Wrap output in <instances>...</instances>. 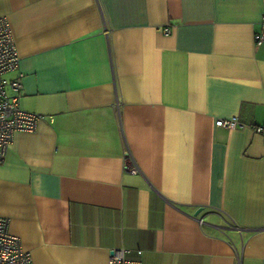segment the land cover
Masks as SVG:
<instances>
[{
	"label": "crops",
	"instance_id": "crops-1",
	"mask_svg": "<svg viewBox=\"0 0 264 264\" xmlns=\"http://www.w3.org/2000/svg\"><path fill=\"white\" fill-rule=\"evenodd\" d=\"M262 16L264 0H0L19 58L6 78L41 115L0 163V217L32 264L120 247L264 264Z\"/></svg>",
	"mask_w": 264,
	"mask_h": 264
},
{
	"label": "built area",
	"instance_id": "built-area-1",
	"mask_svg": "<svg viewBox=\"0 0 264 264\" xmlns=\"http://www.w3.org/2000/svg\"><path fill=\"white\" fill-rule=\"evenodd\" d=\"M164 32H168L165 28ZM255 44L264 43V16L261 29L254 36ZM19 66V58L11 35L8 21L0 17V163L4 160L9 145L16 132H32L41 118L40 114L29 112L21 107L20 90L22 89L21 74L8 80L6 75ZM216 126L234 129L241 125L236 117L217 119ZM255 133L264 138V125H254ZM122 168L129 174H141L133 157L127 151L122 161ZM201 221V220H200ZM202 222V221H201ZM129 249L112 248L108 264H141L138 259H128ZM138 255L141 251H136ZM0 264H32L30 255L22 248L17 236L7 230V220L0 217Z\"/></svg>",
	"mask_w": 264,
	"mask_h": 264
},
{
	"label": "water",
	"instance_id": "water-1",
	"mask_svg": "<svg viewBox=\"0 0 264 264\" xmlns=\"http://www.w3.org/2000/svg\"><path fill=\"white\" fill-rule=\"evenodd\" d=\"M198 214V211H196L195 213H194V215L196 216Z\"/></svg>",
	"mask_w": 264,
	"mask_h": 264
}]
</instances>
